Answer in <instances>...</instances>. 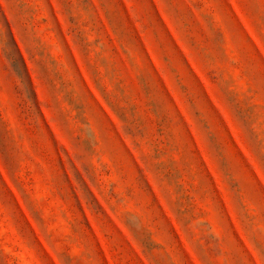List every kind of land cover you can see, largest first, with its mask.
<instances>
[{"label": "rangeland", "instance_id": "374dc122", "mask_svg": "<svg viewBox=\"0 0 264 264\" xmlns=\"http://www.w3.org/2000/svg\"><path fill=\"white\" fill-rule=\"evenodd\" d=\"M0 264H264V0H0Z\"/></svg>", "mask_w": 264, "mask_h": 264}]
</instances>
